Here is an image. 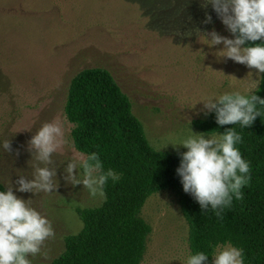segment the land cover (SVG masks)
<instances>
[{"label":"rangeland","instance_id":"rangeland-1","mask_svg":"<svg viewBox=\"0 0 264 264\" xmlns=\"http://www.w3.org/2000/svg\"><path fill=\"white\" fill-rule=\"evenodd\" d=\"M193 13L185 27L172 30L133 0H0V140L11 142L10 152L0 148V183L30 199L54 231L41 246L47 257H30L32 264L59 256L65 237L83 226L77 208L104 200L63 178L66 159L85 155L74 146L73 124L64 113L69 84L79 71L108 69L129 97L150 144L171 152L185 151L173 144L202 132L193 125L194 119L206 116L199 100L258 87L262 73L257 77L254 68L218 56L222 43H205L212 29L232 36L216 13L208 12L211 23H203L204 13ZM49 121L63 130V142L50 165L57 167L56 188L17 192L19 174L31 179L34 161L28 140ZM141 216L151 225L141 264H183L189 254L188 225L175 191L152 194Z\"/></svg>","mask_w":264,"mask_h":264},{"label":"trees","instance_id":"trees-1","mask_svg":"<svg viewBox=\"0 0 264 264\" xmlns=\"http://www.w3.org/2000/svg\"><path fill=\"white\" fill-rule=\"evenodd\" d=\"M133 2L152 18L165 20L163 25L172 30L185 27L195 10L215 13L204 0ZM254 91L264 97V73ZM64 113L73 124L76 149L85 155L96 151L103 167L112 168L120 178L105 185L100 205L77 208L81 230L67 235L65 250L46 264H141L151 233L141 210L152 194L163 189H172L178 196L188 225L189 253H210L213 246L227 242L242 249L243 264H264V109L244 129L238 123L217 125L214 112L193 120L207 134L233 127L242 136L238 148L249 162L250 178L240 190L242 198H233L220 218L210 208L201 210L192 195L183 191L175 172L181 152L157 150L150 144L129 97L108 69L79 71L69 84Z\"/></svg>","mask_w":264,"mask_h":264},{"label":"clouds","instance_id":"clouds-1","mask_svg":"<svg viewBox=\"0 0 264 264\" xmlns=\"http://www.w3.org/2000/svg\"><path fill=\"white\" fill-rule=\"evenodd\" d=\"M211 5L217 18L231 37L220 35L215 29L206 34L209 46L223 44L218 56L232 59L256 70V76L264 73V0H204ZM212 16L205 12L203 23H211ZM258 41V42H257ZM204 115L215 113L217 125L239 124L241 129L250 126L264 109V97L255 91L246 93L226 91L203 98ZM179 143L186 150L179 153V166L175 169L182 189L190 193L201 210L211 209L220 218L233 198H242L241 188L250 178L249 162L244 159L238 145L242 136L233 127L218 134L194 132ZM63 142V130L55 121L44 122L28 140V150L34 163L31 179L19 174L17 192H49L56 188L53 177L57 167L52 155ZM0 148L11 151L8 139L0 140ZM63 178L67 184L82 185L89 196L104 199L105 185L116 183L119 174L112 168L105 169L96 151L87 155H74L66 159ZM64 161L61 162L63 164ZM75 170V171H74ZM54 235L51 222L30 203V199L18 197L12 187L0 190V264H32L30 257L40 254L43 242ZM209 257L211 260L209 261ZM183 264H243L242 249L227 242L212 247L210 253L190 252Z\"/></svg>","mask_w":264,"mask_h":264}]
</instances>
